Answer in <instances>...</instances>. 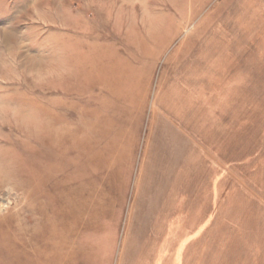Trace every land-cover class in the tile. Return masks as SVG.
I'll return each mask as SVG.
<instances>
[{"label":"rangeland","instance_id":"obj_1","mask_svg":"<svg viewBox=\"0 0 264 264\" xmlns=\"http://www.w3.org/2000/svg\"><path fill=\"white\" fill-rule=\"evenodd\" d=\"M63 97L80 132L45 209L39 124ZM147 244L159 264H264V0H0V264Z\"/></svg>","mask_w":264,"mask_h":264},{"label":"bare ground","instance_id":"obj_2","mask_svg":"<svg viewBox=\"0 0 264 264\" xmlns=\"http://www.w3.org/2000/svg\"><path fill=\"white\" fill-rule=\"evenodd\" d=\"M82 40V39H81ZM80 45H82V43L80 44ZM80 45H78V46H80ZM88 45V44H87ZM86 45V46H87ZM85 46V45H84ZM81 47L82 46H80L78 49H79V51H80V53L81 52H84L85 50H84V48H82L81 49ZM76 48V47H75ZM77 49V50H78ZM86 49V48H85ZM86 50H89L90 51V46L89 47H87V49ZM76 51V50H75ZM74 51V52H75ZM88 51V52H89ZM79 52H77V54H78ZM82 55L81 56H84L83 55V53H81ZM86 54V53H85ZM79 55V54H78ZM87 55V54H86ZM91 55V54H90ZM78 57V56H77ZM85 57V56H84ZM86 57H89V55L88 56H86ZM85 57V58H86ZM84 58V59H85ZM77 59V58H76ZM89 59H90V57H89ZM91 60V59H90ZM84 62V61H83ZM90 64V63H89ZM93 64V63H92ZM73 66H74V64H72ZM61 66H62V68L64 69V71H63V73H65V75H66V73H67V71H66V63H61ZM70 66H71V64H70ZM69 66V68H71ZM88 66V65H87ZM79 67V66H78ZM77 67V68H78ZM83 70H85L84 68H83ZM87 70V69H86ZM91 70V69H90ZM92 70H93V68H92ZM77 72V71H76ZM85 72V71H84ZM83 72V73H84ZM70 73V75L71 74H73L72 72H69ZM103 73V72H102ZM64 75V76H65ZM79 75H81V74H79ZM71 77H73V76H71ZM66 78V77H65ZM65 78L63 79V80H65ZM63 80H62V83H63ZM62 86V89L64 90L65 89V84H62L61 85ZM200 88V87H199ZM119 93V92H118ZM195 95H196V93H195ZM165 96V95H164ZM163 96V97H164ZM166 97V96H165ZM199 98V97H198ZM188 99V98H187ZM171 101H173V100H171ZM198 101V100H197ZM75 102V101H74ZM72 100H68V99H65L64 97L63 98H61V101H60V108H61V110H62V112H61V114H59V115H57L58 117H57V123H60V125L59 126H56V125H54L53 124V121L54 120H52L51 118V114L49 113V112H47V113H45L44 114V117L41 119V122H40V124H39V126L41 127V133H42V146H43V148H44V150L45 149H47L48 151L50 150V151H52V153L53 154H51V155H53V157L55 158V162L54 163H52L51 161H49V162H47V163H45V166H43V170H44V177L42 178V183H43V186H44V188H45V191H44V195H45V202H43V206H44V208L45 209H50L51 208V200H50V198H49V195H54V196H57L58 195V193H59V188H60V185H61V179L63 178V170H65V169H72L73 168V162L71 161V159L72 158H74V156H75V154H74V145H73V142L76 140V137L79 135L78 134V132H80L79 131V126L77 127V125H76V120H75V118H76V111H78V108H77V106L75 105V103H74ZM191 102H192V100H191ZM59 103V102H58ZM167 103H169L168 102V99H167V97L166 98H163V99H161V104L159 103V105L162 107H165V109L167 108L166 106H164L165 104H167ZM197 103V102H196ZM190 104V103H189ZM176 105V104H175ZM183 105V104H182ZM176 107V106H175ZM179 107V106H178ZM196 107V106H195ZM160 109V108H159ZM48 110V109H47ZM51 110V109H50ZM197 110V109H196ZM49 111V110H48ZM94 111V110H93ZM201 111V110H200ZM159 112V111H158ZM175 112V111H174ZM160 113V112H159ZM89 115V114H88ZM164 115V114H163ZM162 115V116H163ZM195 115V114H194ZM95 116V115H94ZM165 116V115H164ZM169 116V115H168ZM176 117H178L177 115H175ZM29 117L30 118H34L33 116H31V115H29ZM176 119V118H175ZM78 120V119H77ZM170 120V119H169ZM168 120V121H169ZM210 120V119H209ZM177 122V121H176ZM85 123V122H84ZM184 123V122H183ZM187 127V126H186ZM180 129V128H179ZM81 130V129H80ZM83 130V129H82ZM118 130V129H117ZM180 131V130H179ZM83 133L85 134V136H87L88 134H86V131L84 130L83 131ZM178 134V133H177ZM41 135V134H40ZM102 139V138H101ZM159 140V139H158ZM195 140V139H194ZM96 145V144H95ZM76 147H78V146H76ZM86 148V147H85ZM78 149V148H77ZM85 151L86 150H84V153H85ZM77 153V152H76ZM87 153V152H86ZM85 153V154H86ZM91 153V152H90ZM61 155H64V157H66V158H68L69 157V159L68 160H70L71 162H69L67 159L65 160V163H64V166H63V164H60L58 161H56V158L57 157H60L61 158ZM94 155H95V153H94ZM93 155V156H94ZM82 156V155H81ZM163 156V155H162ZM198 156H199V154H198ZM95 157V156H94ZM96 157H98L97 155H96ZM154 157V156H153ZM71 158V159H70ZM88 158H89V156H88ZM92 159V158H91ZM89 160V159H88ZM168 160V159H167ZM94 161V160H93ZM92 161V162H93ZM96 161V160H95ZM104 161V160H103ZM171 161V160H170ZM90 162V161H89ZM102 162V161H101ZM162 162V161H161ZM87 163V162H86ZM152 163V162H151ZM172 163V162H171ZM99 164V163H98ZM160 165H162V164H160ZM94 166V165H93ZM99 166V165H98ZM100 166H102V165H100ZM104 166V165H103ZM102 166V167H103ZM62 167H63V170H61L62 169ZM97 167V166H96ZM153 167V166H152ZM93 168V167H92ZM104 168V167H103ZM102 169V168H101ZM145 169V168H144ZM143 169V170H144ZM42 170V171H43ZM92 170V169H91ZM168 170V169H167ZM103 173V172H102ZM73 175H75V174H73ZM79 175V174H78ZM83 175V174H82ZM146 175V174H145ZM149 175V174H148ZM156 175V174H155ZM154 175V176H155ZM152 176V175H151ZM79 177V176H78ZM77 177V178H78ZM83 177V176H82ZM140 177H142V176H140ZM154 178V177H153ZM168 178V177H167ZM145 179V178H144ZM149 179V178H148ZM146 181V180H145ZM153 181V180H152ZM84 183H85V181H84ZM158 183H159V181H158ZM158 183H156V184H158ZM140 184V183H139ZM89 185H91V184H89ZM158 185H162V184H158ZM77 186V185H76ZM82 186H83V184H82ZM142 186V185H141ZM155 186V185H154ZM159 186V187H160ZM75 187V186H74ZM73 188V187H72ZM75 188H77V187H75ZM83 188V187H82ZM86 188V187H85ZM95 188V187H94ZM94 188H93V190H94ZM158 188V187H157ZM88 189V188H87ZM140 189V188H139ZM146 189V188H145ZM154 189V188H153ZM162 189V188H161ZM74 190V189H73ZM82 190V189H81ZM90 190V189H89ZM93 190H91V191H93ZM147 190V189H146ZM160 190V189H159ZM164 190V189H163ZM62 191V190H61ZM79 191V190H78ZM144 191V190H143ZM141 192V191H140ZM60 193H62V192H60ZM60 193H59V195H60ZM79 193H81V192H79ZM87 193V192H86ZM102 193V192H101ZM154 193V192H153ZM159 193V192H158ZM163 193V192H162ZM165 193V192H164ZM63 194H64V192H63ZM75 194H76V192H75ZM145 194V193H144ZM80 195V194H79ZM82 195H83V192H82ZM81 195V196H82ZM149 195V194H148ZM159 195V194H158ZM163 195V194H162ZM84 196V195H83ZM102 196V195H101ZM86 197V196H85ZM103 197V196H102ZM143 197V196H142ZM157 197V196H156ZM163 197V196H162ZM79 198V197H78ZM81 198V197H80ZM105 198V197H104ZM148 198V197H147ZM158 198V197H157ZM63 199V198H62ZM66 199V198H65ZM82 199V198H81ZM80 199V200H81ZM90 199H91V195L89 194L87 197H86V199L84 200V203H87V202H89L90 201ZM67 200V199H66ZM65 200V201H66ZM75 200V199H74ZM83 200V199H82ZM100 200V199H99ZM97 201H98V198H97ZM100 201H102V198H101V200ZM143 201V200H142ZM153 201V200H152ZM158 201V200H157ZM67 202V201H66ZM71 202H73V201H71ZM139 202H141V200L139 201ZM75 203V202H74ZM101 203V202H100ZM103 203V202H102ZM155 203V202H154ZM158 203V202H157ZM67 204V203H66ZM65 204V205H66ZM75 205V204H74ZM82 205H83V203H81V205H79L80 206V209H79V217L81 218V219H85V217H86V215H90L91 214V212H92V208H90V205H87V206H89V208H87V206H85V207H82ZM138 205V204H137ZM33 206L34 205H32V204H29L28 205V207H27V211H28V216H27V224H28V228H29V230H31L32 229V224H33V220H34V218H35V209L33 208ZM66 206H69L68 204L66 205ZM96 206V205H95ZM151 206H152V204H151ZM61 207V206H60ZM143 207V206H142ZM104 208V207H103ZM145 208V207H144ZM152 208V207H151ZM105 209H106V207H105ZM169 209H170V204L168 205V211H169ZM42 210H43V207H42V209H41V212H42ZM69 210H70V208H69ZM136 210H139V209H136ZM143 210V209H142ZM145 210V209H144ZM66 211H68L67 209H66ZM72 211H73V208H72ZM96 211V210H95ZM76 212V211H75ZM75 215H76V213H74ZM137 214V213H136ZM145 214H147V213H145ZM151 214V213H150ZM141 215H143V213L141 212ZM70 216V215H69ZM78 216V215H77ZM146 216V215H145ZM53 217H54V215H53ZM60 220H61V218H60ZM76 221V220H75ZM94 221V220H93ZM70 222V221H69ZM74 222V221H73ZM56 223V222H55ZM94 223V222H93ZM68 224V223H67ZM73 224V223H72ZM95 224V223H94ZM97 224V223H96ZM156 224H158V223H156ZM99 225V224H98ZM138 225H139V223H138ZM68 226H69V224H68ZM100 226V225H99ZM158 226H160V224L158 225ZM157 226V227H158ZM73 227V226H72ZM156 228V225L155 226H153V228ZM68 229H70V228H68ZM97 229H98V227H97ZM130 231V230H129ZM55 232V231H54ZM69 232V231H68ZM74 233V232H73ZM89 233V232H88ZM67 234V233H66ZM84 234V233H83ZM133 234V233H132ZM132 234L130 235V236H132ZM86 235L88 236V234H86L85 233V236H83V237H85L86 238ZM92 235V234H91ZM129 235V234H128ZM127 235V236H128ZM90 236V235H89ZM82 237V238H83ZM92 237V236H91ZM100 237V236H99ZM28 238H29V248H30V250H29V253L28 254H30V255H32L33 256V253L35 254L36 253V251L34 250L35 249V247H34V245H35V241H34V238L32 237V233L31 232H29V236H28ZM96 239V238H95ZM130 239H132V237H130ZM134 239V238H133ZM27 240V239H26ZM77 240H79L78 238H77ZM90 240H92L91 238H90ZM100 240V239H99ZM81 241V240H80ZM79 241V242H80ZM110 241V240H109ZM151 241V240H150ZM51 242V241H50ZM79 242L77 243V246L79 245ZM96 242V241H95ZM128 242V241H127ZM134 242V241H133ZM73 244V243H72ZM96 244V243H95ZM136 244V243H135ZM150 244H152L151 242H150ZM133 245V244H132ZM46 246V245H45ZM50 246V245H49ZM48 246V247H49ZM127 246H129V245H127ZM47 247V248H48ZM138 248V249H137ZM137 248H131V247H127L126 249H125V251H124V256H123V258H122V260H121V264H152L153 263V259H152V256H151V251H150V246L147 244L145 247L144 246H140V247H137ZM40 249L41 250H43V246H41L40 247ZM80 249V248H79ZM82 250V249H81ZM93 250H94V248H93ZM32 251H34V252H32ZM87 254V253H86ZM92 257V256H91Z\"/></svg>","mask_w":264,"mask_h":264},{"label":"crops","instance_id":"obj_3","mask_svg":"<svg viewBox=\"0 0 264 264\" xmlns=\"http://www.w3.org/2000/svg\"><path fill=\"white\" fill-rule=\"evenodd\" d=\"M159 258H160V256L157 253L155 254V256H152V259H153V263L152 264H159Z\"/></svg>","mask_w":264,"mask_h":264}]
</instances>
